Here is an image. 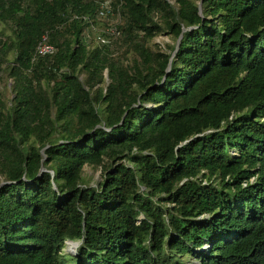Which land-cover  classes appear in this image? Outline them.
I'll list each match as a JSON object with an SVG mask.
<instances>
[{
    "label": "trees",
    "instance_id": "obj_1",
    "mask_svg": "<svg viewBox=\"0 0 264 264\" xmlns=\"http://www.w3.org/2000/svg\"><path fill=\"white\" fill-rule=\"evenodd\" d=\"M105 1L0 0V264H264V0Z\"/></svg>",
    "mask_w": 264,
    "mask_h": 264
},
{
    "label": "rangeland",
    "instance_id": "obj_2",
    "mask_svg": "<svg viewBox=\"0 0 264 264\" xmlns=\"http://www.w3.org/2000/svg\"><path fill=\"white\" fill-rule=\"evenodd\" d=\"M103 8L105 11V15L104 16L100 15L101 17L100 25L97 26L90 25V27L85 32V43H88L91 47L102 46L106 44L108 39L102 37V33L112 34L111 31L115 32V28H113V26H115L119 22V18L115 13H109L111 10V5L109 0L103 3ZM105 24L107 25V27L103 28ZM4 27L5 26L0 24V29H3ZM152 42L154 44H157L161 50H165L167 44L173 43L171 38L165 34L157 36L156 38L153 39ZM10 85H11V80L7 84L6 81L4 82L0 81V90H2V92L4 93L6 100H9L11 98ZM85 173L88 176L90 186H96L101 181L100 169H96L94 167H86ZM73 246L72 245L67 246V248L65 249V253L73 252L75 250ZM192 264H198V263L192 261Z\"/></svg>",
    "mask_w": 264,
    "mask_h": 264
},
{
    "label": "built area",
    "instance_id": "obj_3",
    "mask_svg": "<svg viewBox=\"0 0 264 264\" xmlns=\"http://www.w3.org/2000/svg\"><path fill=\"white\" fill-rule=\"evenodd\" d=\"M101 16L105 15V11L100 12ZM113 34L114 31H111ZM57 52V49L49 42V36L47 34L43 35L40 42L37 45L35 59L45 56L54 55Z\"/></svg>",
    "mask_w": 264,
    "mask_h": 264
},
{
    "label": "water",
    "instance_id": "obj_4",
    "mask_svg": "<svg viewBox=\"0 0 264 264\" xmlns=\"http://www.w3.org/2000/svg\"><path fill=\"white\" fill-rule=\"evenodd\" d=\"M180 42H178V46H179ZM3 185V183L1 184V186ZM1 188V187H0ZM69 245H74L73 248L75 249L78 246V243L75 242H69Z\"/></svg>",
    "mask_w": 264,
    "mask_h": 264
}]
</instances>
